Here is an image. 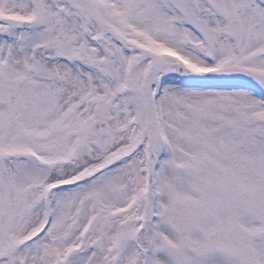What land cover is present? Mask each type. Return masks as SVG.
<instances>
[{
    "label": "snow or ice",
    "instance_id": "1",
    "mask_svg": "<svg viewBox=\"0 0 264 264\" xmlns=\"http://www.w3.org/2000/svg\"><path fill=\"white\" fill-rule=\"evenodd\" d=\"M0 264H264V0H0Z\"/></svg>",
    "mask_w": 264,
    "mask_h": 264
}]
</instances>
